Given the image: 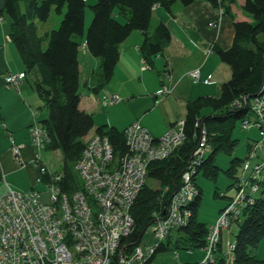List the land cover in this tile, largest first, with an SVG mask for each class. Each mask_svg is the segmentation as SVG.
<instances>
[{
  "label": "trees",
  "instance_id": "16d2710c",
  "mask_svg": "<svg viewBox=\"0 0 264 264\" xmlns=\"http://www.w3.org/2000/svg\"><path fill=\"white\" fill-rule=\"evenodd\" d=\"M195 1L96 0L91 6L93 16L85 32L86 0H3L0 17L8 22V35L23 65L25 80L32 77L31 87L47 112L45 118L38 122L48 137L44 151H58L63 158L64 192L70 193L81 187L75 165L83 152L84 140L91 135L107 136L117 156L129 150L124 131L106 127L94 129L92 116L80 108V49L99 60L98 87L102 88L113 76L119 59V46L131 33L138 31L143 34L140 57L150 69L153 59L164 54L171 40L163 23L150 30L153 8L159 6L170 11L175 4L187 7ZM205 1L221 9L232 21V45L227 50L214 48L220 61L229 67L230 78L220 86L217 97H201L187 103L181 144L167 159L150 164L147 178L156 181L159 188L154 190L145 184L134 202L131 209L134 230L127 240L133 246L138 244L143 232L155 220L154 214L163 216L171 196L179 188L181 175L199 142L201 130L197 121H201L206 130L209 147L197 175L216 180L221 169L215 165V156L233 153L237 145L233 138L237 122L252 119V101L262 93L264 0H244L240 6L244 19H236L231 12L236 0ZM52 13L61 17L57 28L40 35L38 24L46 23ZM204 111L209 112L203 115ZM93 129L94 133L90 134ZM251 145H248L247 153ZM243 160L231 159L229 168L222 172L233 178L236 166ZM196 179L197 176L193 181L198 196L191 204L188 225L173 231L145 264H151L160 253L171 252L178 256L181 252L202 251L205 247L209 227L197 219L202 191ZM237 179L234 177L229 187H233ZM214 195L219 196L217 192ZM235 225L233 260L227 263L220 241L214 264H264V260L254 255L264 239V180L259 184L252 204L242 210Z\"/></svg>",
  "mask_w": 264,
  "mask_h": 264
},
{
  "label": "built area",
  "instance_id": "2783aa9c",
  "mask_svg": "<svg viewBox=\"0 0 264 264\" xmlns=\"http://www.w3.org/2000/svg\"><path fill=\"white\" fill-rule=\"evenodd\" d=\"M210 26H212L210 24ZM143 69L147 66L142 60ZM193 82L198 71L188 74ZM24 73L8 74L5 88L19 91ZM261 95L252 102L253 118L243 129L259 130L260 142H254L241 163V172L234 185L230 203L224 207L214 225L210 226L199 264H214L221 233L237 223L244 208L252 204L264 180V76ZM170 94L162 86L155 100ZM104 105H114L118 97L104 96ZM200 138L181 175V185L171 196L163 216L143 232L136 246L127 242L134 230L131 209L144 187L150 164L167 159L181 144L183 120L166 134L152 138L138 122L124 131L128 151L117 156L107 136L93 134L84 140V149L75 165L80 189L70 193L62 190L61 172L49 169L42 161L48 137L38 124L28 129L34 149V166L38 169L35 184L43 193L30 190L18 192L7 186L0 197V264H145L173 231L188 225L191 204L198 196L193 177L208 153L207 135L201 121ZM19 147H12L13 158L19 163ZM234 241L224 253L227 263L233 260ZM177 264H183L177 262Z\"/></svg>",
  "mask_w": 264,
  "mask_h": 264
},
{
  "label": "crops",
  "instance_id": "0c3cea01",
  "mask_svg": "<svg viewBox=\"0 0 264 264\" xmlns=\"http://www.w3.org/2000/svg\"><path fill=\"white\" fill-rule=\"evenodd\" d=\"M95 2L86 0L85 32L91 23V6ZM243 2L236 0L231 6L236 19L245 18L240 11ZM2 7L3 0H0V10ZM49 22L38 24L40 35L57 26L49 25ZM159 23L168 28L171 36L164 54L153 59L150 69H143L139 53L143 34L138 31L131 33L119 46V59L113 76L102 88L98 87L99 60L80 49V108L92 116L94 129L106 127L125 131L138 122L153 138H159L170 131L176 122L184 119L188 102L201 97H215V92L220 91V86L230 78L229 67L220 61L214 50L215 47L227 50L234 38L231 18L224 15L221 9L214 8L205 0H197L187 7L175 4L170 11L156 6L152 10L150 30ZM8 32V22L0 17V197L6 193L7 186L18 192L38 191V187H42L35 184L39 174L34 166V149L28 133L29 127L40 121L39 106L42 102L31 85L26 83L27 80L22 82L19 91L5 88L6 75L24 73ZM82 41L84 43V37ZM193 71L199 73L197 82L188 76ZM163 85L170 89V94L156 101L155 94ZM112 95L118 97L119 102L104 105L102 98ZM94 129L90 134L94 133ZM13 146L21 148L19 163L13 158ZM231 188L234 193V186ZM231 196L219 194L226 202L219 207L214 221L209 226L205 224L207 227L214 225L219 211ZM221 248L226 250L222 242ZM191 253L156 256L151 264L201 263L204 256L193 260ZM254 255L264 260V239Z\"/></svg>",
  "mask_w": 264,
  "mask_h": 264
},
{
  "label": "rangeland",
  "instance_id": "374dc122",
  "mask_svg": "<svg viewBox=\"0 0 264 264\" xmlns=\"http://www.w3.org/2000/svg\"><path fill=\"white\" fill-rule=\"evenodd\" d=\"M86 8H88V7H86ZM60 19H61V17H58L55 13H52L50 20H48V21H50L49 25L54 26L55 24H57V26H58ZM57 26L55 28H57ZM44 47H45V44H44ZM31 82H32V77L29 76L27 78L26 83L31 85ZM215 88L217 89L216 86H215ZM219 92H220L219 90H218V92L217 91L215 92V97H217L219 95ZM39 108H40L39 109V113H40L39 120H41L47 114V112L44 108H42V103H40ZM208 112L209 111H204L202 114L206 115V114H208ZM246 125H247L246 120L243 123H241L240 121L237 122L236 128L233 132V138L237 140V145L235 146L233 153L231 155L217 154L215 156V165L221 169V171L219 172V176L216 180H207V179L203 178L202 176L197 175V173L195 175V176H197L196 182L200 186V188L202 189V198H201V202L199 204V208H198V212H197V219L199 222H202V223L206 224L207 226H209V223L214 221L215 215H216L219 207L222 206L226 202L225 198L215 196L214 193L215 192H217L218 194L225 193L227 195V197L231 196L233 194V188H231L229 186L233 182V178L238 177V175L240 174L241 166H240V164L236 166V170L234 173L235 175L233 178L229 177L228 175H226L222 171L229 168L231 159L238 158V159L243 160L246 158V156H247L246 155L247 145L249 143H252L254 141L255 142L261 141L260 140L261 136H260L259 131L257 129H255L254 127H251V126L249 127V129H246V130L243 129V127H245ZM207 140H208V137H207ZM259 156H260V158L264 157V148L259 153ZM42 161L49 169H51L55 172H61L62 165H63V158H62V155L60 154V152H58V151H56V152L44 151L42 153ZM145 184L154 190L159 188L158 183L154 180L149 179V178L146 179ZM38 191L43 193V195H44L45 189L43 186L42 187L39 186ZM228 203H230V200L227 201V204ZM227 204L224 207H226ZM218 217H219V215H218ZM217 219H216V221H217ZM236 229H237L236 225L233 224V225H231L229 230L222 231L220 241L222 242V245L225 249H227V244H229L228 242L233 241L234 234L236 233ZM217 248H216V250H217ZM203 249H202V251H199V250L192 251L191 259L198 260V259L202 258L204 256ZM158 256L169 257V256H171V252L160 253L157 255V257ZM180 256H181V258H183V255H180Z\"/></svg>",
  "mask_w": 264,
  "mask_h": 264
},
{
  "label": "bare ground",
  "instance_id": "6f19581e",
  "mask_svg": "<svg viewBox=\"0 0 264 264\" xmlns=\"http://www.w3.org/2000/svg\"><path fill=\"white\" fill-rule=\"evenodd\" d=\"M92 136V135H91ZM151 136V135H150ZM152 137V136H151ZM153 138V137H152ZM198 145V144H197ZM181 182H182V180H181ZM181 185V184H180ZM180 187V186H179Z\"/></svg>",
  "mask_w": 264,
  "mask_h": 264
}]
</instances>
